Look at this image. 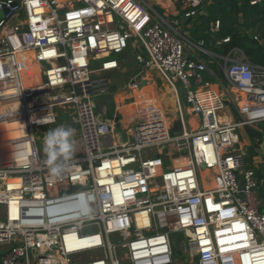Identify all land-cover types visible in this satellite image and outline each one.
<instances>
[{
    "label": "built area",
    "instance_id": "1",
    "mask_svg": "<svg viewBox=\"0 0 264 264\" xmlns=\"http://www.w3.org/2000/svg\"><path fill=\"white\" fill-rule=\"evenodd\" d=\"M207 1L184 0L170 16L158 0H0V264H172L173 233L183 234L196 264H264L259 179L238 134L264 122V66L240 48L211 52L180 29ZM128 45L138 67L178 89L195 130H185L175 97V133L161 115L141 114L124 136L96 110L120 67L112 53ZM27 52L39 81L24 86ZM201 55L217 65L231 122L219 123L218 106L197 96L209 84L205 72L214 76ZM58 116L77 127L82 150L53 173L33 127ZM9 122H23V135L9 136ZM188 154L191 165L173 168ZM203 169L217 184L200 180Z\"/></svg>",
    "mask_w": 264,
    "mask_h": 264
},
{
    "label": "rangeland",
    "instance_id": "2",
    "mask_svg": "<svg viewBox=\"0 0 264 264\" xmlns=\"http://www.w3.org/2000/svg\"><path fill=\"white\" fill-rule=\"evenodd\" d=\"M170 1L172 4H170V7H168L169 9L165 7L162 10L164 12H166L167 10L169 12L171 10L172 12L180 11L181 7L183 6L184 0ZM164 3L165 5L169 4L165 1ZM239 20L242 21V18H240ZM180 29L182 31H185L190 38L195 39V36L191 32H189V29H187L186 27H180ZM133 53L134 51L132 46L128 45L121 55H114L117 58L119 56H122L120 59V67L109 76L110 87L108 93L95 98V101L97 103L96 110L99 108H103L106 111V115L115 121L116 130L121 131L124 136L126 132L129 133L130 127L135 122L138 115L141 114H147L148 116L159 114L162 118L167 120L168 123H171L172 126L175 122V107H173L174 97L172 100L171 92H167V86L171 84H169L164 79L160 71H157L156 69L155 71L150 69L142 70L140 67H138V64L134 62V59L132 57ZM31 54V52L26 53L24 58L28 59L29 61L32 60ZM202 58L209 59V57L207 56H202ZM35 67H39L37 63L21 65V68L23 69L22 81L24 85L39 81V74L36 72ZM214 76L212 78L216 79V77H218L220 79V75L216 71H214ZM222 92L224 93V89ZM232 94L234 93L229 90L228 97L230 98ZM179 97L181 96L179 95ZM156 99L157 104H155ZM180 99H183V97H181ZM127 105H129V107ZM183 107L184 106H182L181 104V114L185 130H192L191 126L185 123L187 121L185 119V112L183 110ZM163 110H165L167 116H164ZM60 125L71 126L73 129H75V135L73 138L75 151L72 157L80 154L82 150V143L77 127L74 124L70 123L66 116H58L57 121L51 125L33 127L35 143L40 156L46 157L45 153L43 152V137L46 135L49 129H53ZM252 128L259 132L260 135L257 136L258 139L255 140L256 142L251 138L246 143V156L248 155V157L251 158H253L254 156V152L252 150L254 149V147H256L255 143H260V141L264 139V122L256 123ZM239 133L240 131L238 130V134ZM159 150L161 153L166 152L164 146H159ZM151 152L154 151H149V153ZM189 161V155L177 157L173 160L172 166L173 168H175L179 165L187 164L189 163ZM172 239L175 247L172 264H196V257L186 246L183 234L173 233Z\"/></svg>",
    "mask_w": 264,
    "mask_h": 264
},
{
    "label": "trees",
    "instance_id": "3",
    "mask_svg": "<svg viewBox=\"0 0 264 264\" xmlns=\"http://www.w3.org/2000/svg\"><path fill=\"white\" fill-rule=\"evenodd\" d=\"M215 19L220 21V25L212 30L210 25ZM186 22L191 24L189 32L195 38H203L205 46L214 52L226 54L233 48H240L250 62L264 66V0L253 5L248 0H208L195 17ZM255 34L258 39L254 38ZM224 37H229V40L216 43ZM208 65L220 75L215 62L210 61ZM205 79L215 81L207 72ZM247 129L252 135H260L252 127ZM180 130V122L175 121L171 133ZM174 248L173 244V251Z\"/></svg>",
    "mask_w": 264,
    "mask_h": 264
},
{
    "label": "crops",
    "instance_id": "4",
    "mask_svg": "<svg viewBox=\"0 0 264 264\" xmlns=\"http://www.w3.org/2000/svg\"><path fill=\"white\" fill-rule=\"evenodd\" d=\"M158 1L161 3L163 9L165 7L166 8L170 7V4H172L170 0H158ZM164 1L165 2H168V3L170 1V3L165 5ZM167 11L165 12L166 14H169L170 16H174V15L178 14L181 11V9L178 12H174V11L172 12V10L170 12L169 11L167 12ZM189 26H190V23H188V22L185 21V24H184L183 27H186L188 29ZM211 27H212V23L210 25V29H211ZM206 48L209 49L211 52H214L208 46ZM214 53H216V52H214ZM202 56H207L210 59V56H208V55H201V57ZM119 57L121 58L122 56H119ZM209 59H204V60L208 62ZM114 72L115 71L110 72L109 73V76L111 74H113ZM208 85H214L216 91L219 94L222 93V91H223V87H222L221 82L220 81H217L216 79H215V82H212V83L209 82ZM176 89L177 88L174 85L167 86V91L170 90V92H171L172 100H173V97H175ZM233 95L236 96L237 94L234 93L231 96L233 97ZM198 98H199V100L201 102L207 101L210 98L212 100V102L215 105L218 106L217 115L222 116V115H226L227 112H230L231 115H232V119L234 118V111H233V109L230 108V106L228 104L226 105V104H223L222 102H220L213 94H210L208 92H200V93H198ZM226 103H228V102H226ZM127 106L129 107V105H127ZM164 121L166 122V124H168V121L167 120L164 119ZM191 128H192V126H191ZM239 131H240V133H239L240 146H241L242 150L245 151V154H246V149H245L246 143L251 138H252V140L255 141V140L258 139V137L255 136V135H252L248 131L247 127L246 128H241ZM255 144H256V147H254V149L252 150L254 152L253 155L255 157L253 156V158H251V157H248V155H247L245 157V159H246V162L248 164H251L255 168V170L257 171L258 179H259V185H258V188H257V196H258V199H259V208L264 211V139H262L260 141V143H255Z\"/></svg>",
    "mask_w": 264,
    "mask_h": 264
},
{
    "label": "bare ground",
    "instance_id": "5",
    "mask_svg": "<svg viewBox=\"0 0 264 264\" xmlns=\"http://www.w3.org/2000/svg\"><path fill=\"white\" fill-rule=\"evenodd\" d=\"M127 48V46L125 47ZM124 49L122 50H119V51H116V52H113L112 54L113 55H121L123 52H124ZM29 53V52H27ZM26 54V53H25ZM25 54L22 55L21 57V65L22 64H35L37 63L36 61H34V58L32 56V60H28L26 58H24ZM111 54V53H110ZM101 55H109L108 53L107 54H101ZM26 62V63H24ZM35 70L36 72L39 74V67H35ZM155 71V68L153 69ZM157 70V69H156ZM158 71V70H157ZM150 74V73H149ZM23 82V81H22ZM38 82V81H37ZM36 83V82H35ZM34 83L32 84H28V85H33ZM24 85V84H23ZM24 86H27V85H24ZM167 92H170V90H168ZM200 92H208L210 94H213L219 101H220V98H219V93L216 91L215 89V86L214 85H206V86H202L201 88L198 89L197 91V96H198V93ZM175 98L179 101L180 103V106H181V97H179V93H178V89H176V92H175ZM172 99V98H171ZM170 100V99H169ZM221 102V101H220ZM174 104V103H173ZM173 106V105H172ZM174 107V106H173ZM183 110L185 112V115L188 114L191 109L188 108V107H183ZM217 115V114H216ZM233 119H232V115L230 112H227L226 115H222V116H219L217 115V121L220 123V122H231ZM187 125H190L192 126V130H195L197 127H198V123L195 122L192 118L185 122ZM5 128L9 131V136L11 137H20L23 135L24 131H25V126H24V123L23 122H9L7 124H5ZM16 128V129H14ZM124 131V130H123ZM189 157H190V162L187 163V164H182V165H179L177 167H182L184 165H191L192 164V158L190 156V154H188ZM175 167V168H177ZM199 176H200V180H202L203 182H206V184L208 185H214V184H217V176L215 173H213L211 170H207V169H203V170H200L199 171Z\"/></svg>",
    "mask_w": 264,
    "mask_h": 264
},
{
    "label": "clouds",
    "instance_id": "6",
    "mask_svg": "<svg viewBox=\"0 0 264 264\" xmlns=\"http://www.w3.org/2000/svg\"><path fill=\"white\" fill-rule=\"evenodd\" d=\"M46 122V121H45ZM74 135L75 129L71 126L60 125L49 129L43 137V152L47 160L46 163L51 166L53 173L61 170L59 161H69L74 155Z\"/></svg>",
    "mask_w": 264,
    "mask_h": 264
},
{
    "label": "water",
    "instance_id": "7",
    "mask_svg": "<svg viewBox=\"0 0 264 264\" xmlns=\"http://www.w3.org/2000/svg\"><path fill=\"white\" fill-rule=\"evenodd\" d=\"M179 90H180V94L183 95V89H182V86H179ZM180 119V114L179 112H176L175 115H174V120L175 121H178ZM202 165V164H201ZM203 166V165H202Z\"/></svg>",
    "mask_w": 264,
    "mask_h": 264
}]
</instances>
